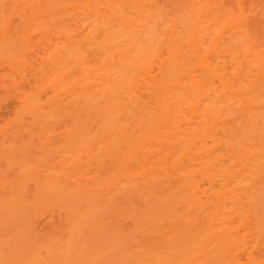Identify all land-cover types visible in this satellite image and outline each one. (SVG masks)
I'll use <instances>...</instances> for the list:
<instances>
[{
	"label": "bare ground",
	"instance_id": "bare-ground-1",
	"mask_svg": "<svg viewBox=\"0 0 264 264\" xmlns=\"http://www.w3.org/2000/svg\"><path fill=\"white\" fill-rule=\"evenodd\" d=\"M31 48L0 264H264V0H0V61Z\"/></svg>",
	"mask_w": 264,
	"mask_h": 264
},
{
	"label": "rangeland",
	"instance_id": "rangeland-1",
	"mask_svg": "<svg viewBox=\"0 0 264 264\" xmlns=\"http://www.w3.org/2000/svg\"><path fill=\"white\" fill-rule=\"evenodd\" d=\"M34 39V38H33ZM53 39V38H52ZM40 54H41V51L40 50H36L35 48H31L26 54H25V59L27 58V62L25 61V63H30L29 65H26V67H24V68H22V71L20 72L21 73V77H20V75H18L17 73H15L14 74V72L11 74L10 73V71H11V69H10V66H8L6 63H4V62H1L0 61V96L2 97V98H4V97H6V94L8 95L7 97H6V99H3L2 100V98H0V101L2 100L3 102H0V140L1 139H3V140H1L2 142H0L1 143V145H0V149H2V151L4 150V151H6L5 150V142H7L8 141V139H9V137L7 138V136H9L11 133L9 132V131H11V129H10V127H9V125H8V127H6L5 128V124H7V122L9 121V119H10V117L12 116V114H13V112H14V110H13V106H14V109H15V105L17 104V106L21 103L20 101H21V99L19 98V96H21L18 92L19 91H21V90H23V89H25V91L26 90H28V88L30 87L29 85H31V87H33L32 85H34L33 84V82H34V80H36V78H38V80H37V82L38 83H40L41 82V80H43L42 79V74H40V71L39 70H36V67H37V63L40 61V59H39V56H40ZM3 64H5V65H7V66H5V65H3ZM32 67H31V66ZM38 71V72H37ZM32 74V75H31ZM11 75H14V76H11ZM30 76H33L32 77V79H34V80H32L31 79V81H30ZM34 76L36 77V78H34ZM15 78L16 79V82L18 83L17 84V86H15V83L13 84V82L11 81V79L12 78ZM26 78L28 79L29 78V81L31 82V84H30V82L29 81H27L26 82ZM40 78V79H39ZM27 83H29V84H27ZM10 85H11V87H10ZM29 86V87H28ZM43 89H45V90H43ZM14 91V92H13ZM47 91H49V89L48 88H42L40 91H39V93H41L42 95H44V93L45 92H47ZM17 95V96H16ZM41 95V96H42ZM9 97H11V98H9ZM12 97H14V99H16V102L14 101V99L12 98ZM17 97V98H16ZM8 98V99H7ZM64 98H65V100H66V97H65V93L64 92H59L58 93V95H56V102L57 103H59L58 105L59 106H61L60 107V110L61 109H63L62 108V106L64 107V102H65V100H64ZM18 99H20V100H18ZM20 102H18V101ZM14 102V103H13ZM18 102V103H17ZM15 104V105H11V104ZM61 104V105H60ZM12 108V109H11ZM12 110V111H11ZM7 120V122H5V121ZM3 122V123H2ZM5 123V124H4ZM57 123V122H56ZM60 123V121L58 122V124ZM63 124L64 123H62V121H61V123H60V125L61 126H56L55 125V127H56V129H55V132H56V134H55V132H54V134L55 135H53L52 134V136L50 135V139L52 140H54V139H56V141L58 142V141H63V135L61 134V133H59L58 131H60V128L63 126ZM7 126V125H6ZM2 128V129H1ZM8 128V129H7ZM7 129V131L6 132H4L5 130ZM62 129V128H61ZM4 130V131H3ZM1 131H3L4 133H2ZM59 134V135H58ZM60 137V138H58V136ZM6 136V137H5ZM56 136V137H55ZM6 138V139H4V138ZM62 137V138H61ZM10 138H11V135H10ZM58 139V140H57ZM4 140H6V141H4ZM50 140V142H52ZM56 141H54V142H56ZM4 142V145L2 144ZM1 146H3L2 148H1ZM44 147L45 148V145L44 146H39L38 144H36V146L35 147H33L32 149H31V154H33L34 155V153L35 152H37V153H35L36 155H35V157L36 156H43V152H44V150L46 151L47 150V148H49L50 147V145H48V147H47V145H46V147L47 148H45L44 150L42 149V148ZM43 151H42V150ZM2 151H0V152H2ZM3 151V152H4ZM42 151V155H41V152ZM55 152V151H54ZM62 152V151H61ZM61 152L59 151V152H57L56 151V155H57V153H58V156H56L55 154H53V155H49V161L51 162V163H53V165H55V168L57 167L58 168V170L60 169V168H62V164H63V162L65 161V160H63V158L65 157V156H63L64 154H63V152H62V154H61ZM5 153H7V152H5ZM60 153V154H59ZM0 154H4V153H0ZM31 154H30V156H31ZM50 154H52V153H50ZM59 155H62V156H59ZM29 156V158L31 159V158H34V156L33 157H30ZM61 157V158H60ZM0 165H2V166H0V173L2 174V172L4 171V169H9V170H6L7 172V174H5L4 175V173H5V171L3 172V175H1L0 174V177L2 178V177H10V176H7V175H9L8 174V171H10V175L12 174L13 175V170H12V173H11V169H14V168H8V165H7V161H6V159L5 158H3V157H1V155H0ZM54 158H56L55 159V162H53V160L52 159H54ZM59 158V160H63L62 162L61 161H59L60 163L59 164H57L58 162V159ZM51 159V160H50ZM64 159H66V157L64 158ZM67 160V159H66ZM4 162V164H3V162ZM5 161H6V163H5ZM54 163H56V164H54ZM65 164H67V162L65 161L64 162ZM61 164V165H60ZM65 164H63V168H66V167H68V166H66ZM59 165H60V167H59ZM6 166V167H5ZM2 168H4L3 169V171H2ZM4 186H6V184H4V185H0V190L4 187Z\"/></svg>",
	"mask_w": 264,
	"mask_h": 264
}]
</instances>
